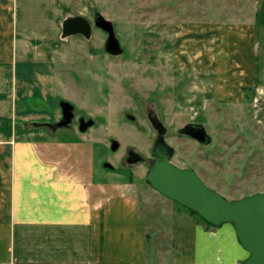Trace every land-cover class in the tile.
Returning <instances> with one entry per match:
<instances>
[{"label": "crops", "instance_id": "crops-1", "mask_svg": "<svg viewBox=\"0 0 264 264\" xmlns=\"http://www.w3.org/2000/svg\"><path fill=\"white\" fill-rule=\"evenodd\" d=\"M232 1L244 21L187 23L179 32L203 38L190 46L211 67L218 63L209 57L215 42L223 49L219 55L233 53L225 63L243 78L232 83L236 75L223 68V94L244 96L240 88L249 85L254 117L264 130V0H243L247 12L240 0ZM97 2L0 0V264H244L250 253L232 223L210 230L199 219L175 222L169 237L159 238L138 196L94 185L84 168L66 171L61 157L44 156L43 149L59 146V128L48 123L61 115L58 87L72 83L65 69L93 61L98 42L105 44L94 31L64 36L63 23L73 16L92 20ZM213 36L205 48L204 39L210 43Z\"/></svg>", "mask_w": 264, "mask_h": 264}, {"label": "rangeland", "instance_id": "rangeland-1", "mask_svg": "<svg viewBox=\"0 0 264 264\" xmlns=\"http://www.w3.org/2000/svg\"><path fill=\"white\" fill-rule=\"evenodd\" d=\"M222 2L98 0L95 9L112 20L125 53L108 54L101 39L94 60L66 68L67 77H72L71 86L57 89L58 115L60 100L67 99L74 104L76 116L68 127L58 129L54 139L59 146L43 149L44 156L47 152L49 158L61 157L66 171L84 168L94 185L119 186V192L138 196L141 213L159 238L169 237L173 223L199 218L143 179L155 159L158 137L149 110L155 111L167 127L166 141L175 148L172 162L194 167L208 185L229 199L264 191V130L254 117L251 88L241 87L244 96L235 92L229 98L220 84L223 68L236 75L232 83L239 79V68H229L225 63L233 53L227 48L229 52L221 56L218 52L223 49L216 45V37H210V43L204 39L205 48L215 42L209 57L218 63H211V67L197 47L191 48L195 40L203 38L181 37L179 32L187 23L222 26L244 21L242 15L237 16L234 1ZM239 4L245 12L250 8L243 0ZM93 31L106 38L101 29L93 27ZM222 57L225 61L219 64ZM79 116L92 118L95 124L83 132ZM190 121L205 126L212 137L210 145L202 147L179 133V128ZM112 139L120 142L117 150L110 148ZM129 148L142 154L145 163L127 166L124 157ZM106 162L115 170L106 167ZM166 258L158 256L162 261Z\"/></svg>", "mask_w": 264, "mask_h": 264}, {"label": "water", "instance_id": "water-1", "mask_svg": "<svg viewBox=\"0 0 264 264\" xmlns=\"http://www.w3.org/2000/svg\"><path fill=\"white\" fill-rule=\"evenodd\" d=\"M96 26L108 33L106 51L112 55L123 53L120 41L116 35L114 24L102 13H98ZM93 25L84 16L66 18L63 23L64 36L81 33L87 37L92 34ZM63 118L50 124L53 129L68 126L74 117V105L68 101L61 103ZM150 120L158 131V139L154 146L153 164L145 174V181L157 192L175 200L188 209L196 211L204 220L212 225L232 223L236 229L239 241L250 253L244 264H264V191L229 199L218 190L208 185L193 167H180L172 162L175 148L165 138L167 128L159 119L155 111L150 112ZM133 118V117H131ZM93 119H80V130L85 132L94 125ZM196 130L181 129L182 133L189 134L202 143H210L211 135L203 124ZM120 142L112 139L111 149L117 150ZM134 158L130 162H137L142 155L131 149ZM105 166L114 168L110 162Z\"/></svg>", "mask_w": 264, "mask_h": 264}, {"label": "flooded vegetation", "instance_id": "flooded-vegetation-1", "mask_svg": "<svg viewBox=\"0 0 264 264\" xmlns=\"http://www.w3.org/2000/svg\"><path fill=\"white\" fill-rule=\"evenodd\" d=\"M98 13L99 12H96L95 14H94V16H93V19L92 20H90L91 21V23H92V25H93V27H96L97 28V26H96V18H97V16H98ZM106 33V38H105V44H106V41H107V38H108V33L107 32H105ZM120 41V40H119ZM121 43V42H120ZM105 44H104V47H105ZM121 47H122V49H123V53L122 54H124L125 53V49H124V47L122 46V44H121ZM121 54V55H122ZM112 55V54H111ZM115 56H120V55H115ZM128 79V78H127ZM126 79V80H127ZM123 80H124V78H123ZM63 101H68L69 102V100H67V99H63V100H60V112H61V115H60V118L57 120V122L58 121H60L62 118H63V114H64V110H63V107H62V105H61V103L63 102ZM70 103H72L71 101H70ZM73 104V103H72ZM76 108L74 107V117H73V119H72V122L73 121H75V116H76V113H75V110ZM150 112H151V110H149V114H150ZM129 116L130 117H133L134 118V116L133 115H131V114H129ZM81 118H85V117H82V116H79V118H78V122H79V128H80V119ZM149 118H150V116H149ZM86 120H88V119H92V118H85ZM160 119V118H159ZM71 122V123H72ZM70 123V124H71ZM69 124V125H70ZM95 124V123H94ZM199 124H202L201 122H198V121H190V122H188V123H186L182 128H179V133H181L182 135H185V136H188V137H190V138H192L197 144H199L200 146H202V147H207L208 145H210L211 143H202V142H200L198 139H196L195 137H193V136H191V135H189V134H185V133H182L181 132V129H183L184 127H186V130H196V128H198L199 126ZM68 125V126H69ZM67 126V127H68ZM167 128V127H166ZM166 136V135H165ZM157 139H158V137H157ZM157 141V140H156ZM156 143V142H155ZM155 146V145H154ZM131 149H134V148H129V149H127V151H126V154H125V161L127 162V166H135V165H137V164H142V163H145V160H144V157H143V155H142V159L141 160H139V161H137V162H130L129 161V159L130 158H134L135 157V155L134 154H132V153H130V151H131ZM153 151H154V149H153ZM137 152V151H136ZM139 153V152H138ZM175 155V154H174ZM153 162H154V160H153ZM153 162H152V164H153ZM151 164V165H152ZM151 165H149V167L151 166ZM148 167V168H149ZM180 167H192V166H180ZM194 168V167H193ZM109 169H113V170H115V167L114 168H109ZM195 169V168H194ZM197 171V170H196ZM202 177V176H201ZM145 178V175H144V177H143V179Z\"/></svg>", "mask_w": 264, "mask_h": 264}, {"label": "trees", "instance_id": "trees-1", "mask_svg": "<svg viewBox=\"0 0 264 264\" xmlns=\"http://www.w3.org/2000/svg\"><path fill=\"white\" fill-rule=\"evenodd\" d=\"M178 203V202H177ZM179 204V203H178ZM179 205H181V204H179ZM182 207H184V208H186L185 206H183V205H181ZM186 209H188V208H186ZM189 210V212L191 213V214H194V215H196L200 220H202V221H204L208 226H214V225H212L211 223H209V222H207L206 220H204L196 211H193V210H191V209H188Z\"/></svg>", "mask_w": 264, "mask_h": 264}]
</instances>
